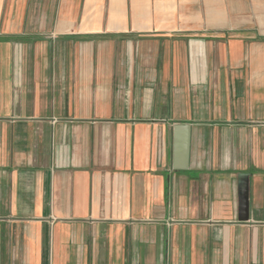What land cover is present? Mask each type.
<instances>
[{
	"label": "crops",
	"instance_id": "0c3cea01",
	"mask_svg": "<svg viewBox=\"0 0 264 264\" xmlns=\"http://www.w3.org/2000/svg\"><path fill=\"white\" fill-rule=\"evenodd\" d=\"M0 264H264V0H0Z\"/></svg>",
	"mask_w": 264,
	"mask_h": 264
},
{
	"label": "water",
	"instance_id": "95a60500",
	"mask_svg": "<svg viewBox=\"0 0 264 264\" xmlns=\"http://www.w3.org/2000/svg\"><path fill=\"white\" fill-rule=\"evenodd\" d=\"M184 130H188V129H184L183 126H179V127H176V165H175V168L176 169H183V168H186V165H184V167H182L180 164V161L177 162L178 160H181L185 155H186V158L184 159L185 162H186V159H187V154H188V138L184 137L182 135V132Z\"/></svg>",
	"mask_w": 264,
	"mask_h": 264
}]
</instances>
